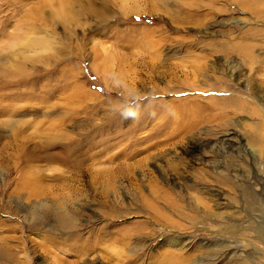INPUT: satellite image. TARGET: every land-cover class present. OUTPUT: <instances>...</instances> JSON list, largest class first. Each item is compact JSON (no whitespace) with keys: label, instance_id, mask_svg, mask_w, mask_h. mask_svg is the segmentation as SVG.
Returning <instances> with one entry per match:
<instances>
[{"label":"rangeland","instance_id":"obj_1","mask_svg":"<svg viewBox=\"0 0 264 264\" xmlns=\"http://www.w3.org/2000/svg\"><path fill=\"white\" fill-rule=\"evenodd\" d=\"M12 1L0 264H264V104L248 79L264 86V0H78L56 22L46 0ZM241 42L258 52L238 82L221 44Z\"/></svg>","mask_w":264,"mask_h":264},{"label":"bare ground","instance_id":"obj_2","mask_svg":"<svg viewBox=\"0 0 264 264\" xmlns=\"http://www.w3.org/2000/svg\"><path fill=\"white\" fill-rule=\"evenodd\" d=\"M11 0H0V8H2L4 5H7L9 2H10ZM71 1V2H70ZM84 2H85V4L82 2L81 3V1H79L78 2V0H49V1H47L46 0V2L44 1V4H43V6H45V5H47V3H49V5L48 6H53V8H51L52 9V15L49 17V20L51 21V22H56V20H54V16H57L58 14H62V12H65V11H70V10H72L71 8L75 5V6H79V8H82L83 10L85 9L86 10V8L83 6V4L84 5H87L86 7L87 8H92V4H96L97 3V1H98V3L100 4V7L101 8H104L105 6H106V4H107V1L106 0H83ZM96 1V2H95ZM232 2H233V4H241V5H245L247 2H248V0H232ZM78 3H80V4H78ZM74 4V5H73ZM82 4V5H81ZM15 6V7H17V8H22L23 6H21L20 5V3H19V6H17V0H14V1H12V6ZM42 6V5H41ZM56 6V8H54ZM94 6V5H93ZM77 8V7H76ZM81 10V9H80ZM209 12V11H208ZM69 13V12H68ZM70 16V15H69ZM62 17V16H61ZM67 17H68V15H67ZM196 21V20H195ZM197 23L196 24H199L200 23V20H198V21H196ZM51 24H54V23H51ZM50 23H49V25L50 26H52ZM257 33V32H256ZM258 35V34H257ZM42 38V37H41ZM44 38V37H43ZM35 39V38H34ZM38 39V38H37ZM48 39H50V38H48ZM38 40H40V39H38ZM43 40H45V38L43 39ZM47 40V39H46ZM42 41V40H41ZM29 43V42H28ZM42 43H43V41H42ZM25 44H27V43H25ZM37 44H39V43H35V45H37ZM29 45V44H28ZM218 45V44H217ZM221 46H223L222 47V54L224 55V57H223V66L225 67V70H226V72H229V74H230V76L231 77H233L234 79H236L238 82H239V80L241 79V76L242 75H245V74H242V72H241V67H242V64L244 63V62H247V63H250V65H251V67H252V65L254 64V62H255V59L256 58H254V55H253V53H256V52H258L256 49H254L255 48V45H252V44H250V43H247V42H241V43H237L236 45H234V47L233 46H230V45H228V44H221ZM28 48V47H27ZM26 50V49H25ZM212 50H216L217 52L219 51V48H217V46L216 47H214ZM221 51V50H220ZM29 52V51H28ZM214 52V51H213ZM262 53H264V51L262 50L261 52H259V53H257V55L259 54V55H262ZM22 54V53H21ZM27 55V54H26ZM259 55L258 56H256L257 58L259 57ZM25 56V55H24ZM222 56V55H221ZM14 57V56H13ZM233 57H236V58H239L240 59V61H241V64L240 63H236V62H234V60H232V58ZM244 61V62H243ZM243 62V63H242ZM256 62H257V60H256ZM9 63V62H8ZM258 64V63H257ZM263 64V63H262ZM255 65V64H254ZM204 66V65H203ZM218 67V66H217ZM260 67H262V66H260ZM214 66H208V71H212L213 70V72H214ZM253 69H254V67H253ZM204 70V69H203ZM216 71V70H215ZM252 71V70H251ZM225 72V73H226ZM256 72V71H255ZM258 73H260L259 72V69H258V71H257ZM262 72V71H261ZM251 73V72H250ZM258 73H256V75L258 74ZM1 74V73H0ZM259 75V74H258ZM260 76V75H259ZM253 77V76H252ZM248 78L249 79V81H253V90H254V95L257 97V98H260V99H262L261 101L263 102V104H264V89H262L263 87H261V85H260V83H259V80L258 79H256L255 77H253V78ZM258 78H260V77H258ZM220 79V78H219ZM262 79V78H261ZM260 79V80H261ZM258 80V81H257ZM262 81V80H261ZM262 83V82H261ZM264 84V83H263ZM193 89V88H192ZM202 91V90H201ZM212 91V90H211ZM193 92V91H192ZM196 93H199V92H195L194 91V94H196ZM208 93H210V92H208ZM214 93V92H213ZM201 94V93H200ZM200 94H198V95H200ZM224 94V93H223ZM223 94H221L219 97H222L223 96ZM228 95V97H230L229 95H233V98H236V99H234V100H230V99H225V102H227L228 104H232V108L233 109H235V110H237V111H243V110H245V108L247 107V102H248V97H245V96H241V94H239V93H235L234 91H231L230 93H227ZM211 95V94H210ZM207 97V96H206ZM205 97V99L204 100H206V99H208V101H210V103H214L215 104V100H214V98L213 99H209V98H212V97H208V98H206ZM195 98V97H194ZM196 98H198L197 96H196ZM222 102V101H221ZM192 107H199L200 105L199 104H196L197 103V101H195V100H193V101H191V102H188ZM217 104V103H216ZM223 104V103H222ZM225 104V103H224ZM207 105V104H206ZM225 106V105H224ZM244 106H246V107H244ZM226 107V106H225ZM248 108V107H247ZM249 109V108H248ZM235 135H236V133H235ZM235 135H234V140H235ZM233 136V135H232ZM237 141H238V143L240 142H242V139L240 138V137H238V139H237ZM225 142H227V141H225ZM224 142V143H225ZM229 142V141H228ZM260 142L262 143V144H264V139H261L260 140ZM226 144V143H225ZM230 145V144H229ZM252 152H253V150H252ZM255 155V154H254ZM258 159V158H257ZM222 194H218V195H216L217 197L218 196H221ZM222 197V196H221ZM60 220H61V223L62 224H65V226H68V225H66V220H67V218H65L64 216H62L61 218H60ZM176 242H178V241H176ZM188 246V245H187ZM119 256V255H118ZM165 256H170L169 257V259H173V260H175L176 258L170 253V255L169 254H165ZM168 258V257H167ZM167 258H165L166 260H167ZM159 262H161V261H159ZM158 262V263H159Z\"/></svg>","mask_w":264,"mask_h":264}]
</instances>
